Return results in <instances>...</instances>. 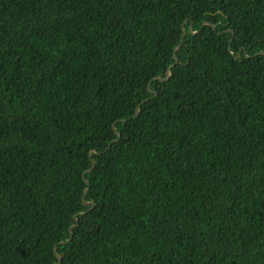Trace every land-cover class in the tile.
<instances>
[{"label":"trees","instance_id":"trees-1","mask_svg":"<svg viewBox=\"0 0 264 264\" xmlns=\"http://www.w3.org/2000/svg\"><path fill=\"white\" fill-rule=\"evenodd\" d=\"M262 37L264 0H0V264H264Z\"/></svg>","mask_w":264,"mask_h":264},{"label":"water","instance_id":"water-1","mask_svg":"<svg viewBox=\"0 0 264 264\" xmlns=\"http://www.w3.org/2000/svg\"><path fill=\"white\" fill-rule=\"evenodd\" d=\"M187 21H188V18L185 19V20L183 21L182 25H181V26H182V33H183V34H182L181 37H180V42H179V44H178V45L175 47V49H174V54H173L174 63H172V64L167 68V70H166V74H165L164 77H162L161 75H158V76H156L154 79H157V80H160V81H166L167 79L170 78V76H171V67H173V66L177 63V61H178V57H177L176 53H177V51L181 48V45H182V43H183V39H184L185 35H186L188 32H191V33H193V34H196V33H197V30H193V29H192V24H193L192 20H190V23H189L188 29L185 27V23H186ZM203 22H204V25H207V23H208L207 20H205V21H203ZM202 26H203V25H202ZM202 26H201V27H202ZM257 54H261V53L258 51V52L255 53V55H257ZM245 56H246V57H249V55H247V54H246ZM235 57H237V58L240 57V51H238V52L235 54ZM140 104H141V103H140ZM140 104H139V105L137 106V108H136L135 115H137L138 112L140 111ZM121 120L124 121V119H121ZM113 128L116 130L115 124L113 125ZM118 133H119V132L117 131V135H118ZM119 137H120V133H119V135L117 136L116 139L112 140V141L109 143L108 148H110L111 145L114 143V141L118 140ZM92 153H97V152H96L94 149H92V150L89 152V155H91ZM91 162H92L91 167L88 168L87 170H85V172L83 173V176L85 175V173H89V172H91V171L93 170V168H94V166H95V160L92 158V159H91ZM85 182H86L87 184H89V181H88V179H86V178H85ZM88 190H89L88 187H86V188L84 189L83 197H82L83 203L87 205L88 202H91L92 206L94 207V205H95L94 201H92V200H86V199H85ZM78 214H84V212L81 211V212H77V213H75V215H74V218H75V219H76V217L78 216ZM69 231H70V236H71V235H72V229L69 228ZM69 238H70V237H69ZM69 238L66 239V240H64V241H61V243H68V242L70 241ZM54 251H55V254H56V257H57V262L52 263V264H59V259H58V257H59V256H62V255L59 254V253L56 251V245L54 246Z\"/></svg>","mask_w":264,"mask_h":264},{"label":"snow or ice","instance_id":"snow-or-ice-1","mask_svg":"<svg viewBox=\"0 0 264 264\" xmlns=\"http://www.w3.org/2000/svg\"><path fill=\"white\" fill-rule=\"evenodd\" d=\"M215 20V14H213L212 18L208 20V23L207 25H204V22L201 21V24L204 26V27H213L215 28V24L213 23V21ZM201 29H197V35H199ZM183 34V33H182ZM260 43H264V37L261 38V40L259 41ZM246 50V49H245ZM258 51L261 53V54H264V48H261V49H258ZM149 87H151L149 85ZM119 135V133H118ZM91 167V165H90ZM87 175V173H86ZM87 187L89 188V190H91V185H87ZM95 210L91 204V202H88L87 206L83 209V212L85 213V216L83 217V219L81 217H76V219L71 223L69 224V228L72 229V235L70 236V240L71 239H75V233L82 229V228H93L94 226L91 225V224H86V221H87V214L89 213V210ZM59 259V264H64V258L62 256H59L58 257Z\"/></svg>","mask_w":264,"mask_h":264}]
</instances>
